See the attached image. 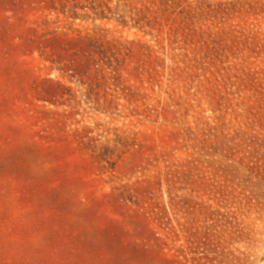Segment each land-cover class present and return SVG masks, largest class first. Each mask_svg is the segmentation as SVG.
Listing matches in <instances>:
<instances>
[{
    "label": "rangeland",
    "instance_id": "1",
    "mask_svg": "<svg viewBox=\"0 0 264 264\" xmlns=\"http://www.w3.org/2000/svg\"><path fill=\"white\" fill-rule=\"evenodd\" d=\"M0 264H264V0H0Z\"/></svg>",
    "mask_w": 264,
    "mask_h": 264
}]
</instances>
